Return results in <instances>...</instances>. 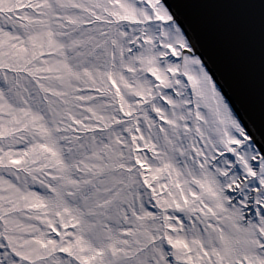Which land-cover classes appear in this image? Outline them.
<instances>
[{
    "label": "snow or ice",
    "instance_id": "6c2138e0",
    "mask_svg": "<svg viewBox=\"0 0 264 264\" xmlns=\"http://www.w3.org/2000/svg\"><path fill=\"white\" fill-rule=\"evenodd\" d=\"M0 264H264V0H0Z\"/></svg>",
    "mask_w": 264,
    "mask_h": 264
}]
</instances>
